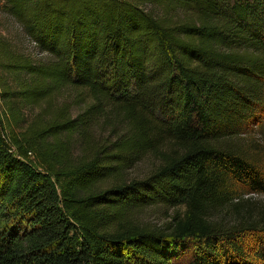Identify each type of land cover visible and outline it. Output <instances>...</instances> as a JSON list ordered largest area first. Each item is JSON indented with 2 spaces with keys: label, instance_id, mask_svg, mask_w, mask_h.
<instances>
[{
  "label": "trees",
  "instance_id": "trees-1",
  "mask_svg": "<svg viewBox=\"0 0 264 264\" xmlns=\"http://www.w3.org/2000/svg\"><path fill=\"white\" fill-rule=\"evenodd\" d=\"M2 1L0 264H264V0Z\"/></svg>",
  "mask_w": 264,
  "mask_h": 264
},
{
  "label": "rangeland",
  "instance_id": "rangeland-1",
  "mask_svg": "<svg viewBox=\"0 0 264 264\" xmlns=\"http://www.w3.org/2000/svg\"><path fill=\"white\" fill-rule=\"evenodd\" d=\"M3 1L0 0V42H6L9 47L14 51L24 54L31 58L33 61L43 60L46 56L42 54L36 46L30 41L23 31L22 26L16 22V20L5 13L2 9ZM148 10H154L159 13L158 8H151V6H146ZM0 89L2 85L0 82ZM0 110L3 112L5 109L0 104ZM76 110H73V114H76ZM37 107H27L20 108L19 116L21 118V123L25 126L29 123L33 116L37 113ZM255 138H259L257 133H253ZM148 163L146 161L137 165L133 170L130 171L129 176L131 178L139 177L144 174L148 169ZM237 204H241L242 207L239 209V215H246L247 212L252 213L253 216L264 217V196L250 194L247 196L238 197L235 201ZM171 214L170 210L165 208L154 206L144 208L140 212H136L132 219L138 221L140 224H146L156 227L164 226L168 221V216Z\"/></svg>",
  "mask_w": 264,
  "mask_h": 264
}]
</instances>
